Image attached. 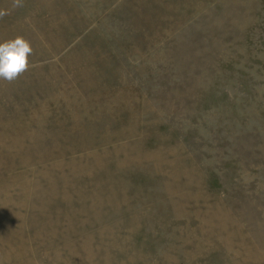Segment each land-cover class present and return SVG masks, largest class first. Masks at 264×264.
<instances>
[{"label":"rangeland","instance_id":"obj_1","mask_svg":"<svg viewBox=\"0 0 264 264\" xmlns=\"http://www.w3.org/2000/svg\"><path fill=\"white\" fill-rule=\"evenodd\" d=\"M0 10V264H264V0Z\"/></svg>","mask_w":264,"mask_h":264},{"label":"clouds","instance_id":"obj_2","mask_svg":"<svg viewBox=\"0 0 264 264\" xmlns=\"http://www.w3.org/2000/svg\"><path fill=\"white\" fill-rule=\"evenodd\" d=\"M22 6L23 0H12L13 9ZM7 14L6 10H0V18ZM33 54L31 41L22 35L0 41V81H16L32 67L30 57Z\"/></svg>","mask_w":264,"mask_h":264}]
</instances>
